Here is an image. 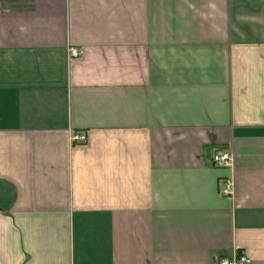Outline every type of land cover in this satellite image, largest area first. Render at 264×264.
I'll return each instance as SVG.
<instances>
[{
	"label": "crops",
	"instance_id": "0c3cea01",
	"mask_svg": "<svg viewBox=\"0 0 264 264\" xmlns=\"http://www.w3.org/2000/svg\"><path fill=\"white\" fill-rule=\"evenodd\" d=\"M235 254L264 264V0H0V264Z\"/></svg>",
	"mask_w": 264,
	"mask_h": 264
},
{
	"label": "built area",
	"instance_id": "2783aa9c",
	"mask_svg": "<svg viewBox=\"0 0 264 264\" xmlns=\"http://www.w3.org/2000/svg\"><path fill=\"white\" fill-rule=\"evenodd\" d=\"M80 53L79 49L72 48L71 54L72 56H78ZM74 140L76 142H85L87 140L86 133L80 132L74 136ZM212 163L215 166L226 167L230 166L232 163V156L228 150L217 148L212 154ZM223 190L222 193L224 195H231L233 193L232 185L233 178L231 176L223 179ZM251 262V258L246 254H235L228 257H223L219 259L218 264H249Z\"/></svg>",
	"mask_w": 264,
	"mask_h": 264
}]
</instances>
